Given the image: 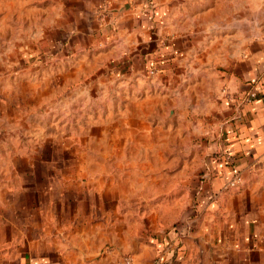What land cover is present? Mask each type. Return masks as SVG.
Wrapping results in <instances>:
<instances>
[{
  "label": "rangeland",
  "instance_id": "rangeland-1",
  "mask_svg": "<svg viewBox=\"0 0 264 264\" xmlns=\"http://www.w3.org/2000/svg\"><path fill=\"white\" fill-rule=\"evenodd\" d=\"M78 9L79 0H0V196L4 185L30 199L31 183L54 184L74 228L111 234L106 248L120 233V263L192 209L211 158L210 115L157 58L139 86L124 77L126 61L80 45ZM97 11L110 36L113 9Z\"/></svg>",
  "mask_w": 264,
  "mask_h": 264
},
{
  "label": "crops",
  "instance_id": "crops-1",
  "mask_svg": "<svg viewBox=\"0 0 264 264\" xmlns=\"http://www.w3.org/2000/svg\"><path fill=\"white\" fill-rule=\"evenodd\" d=\"M103 3L113 9L110 36L97 11ZM78 12L80 45L126 61L124 77L139 86L142 68L157 58L210 115L211 158L192 209L155 232L136 263L163 255L170 264H264V0H79ZM253 88L257 96L242 102ZM9 190L0 196V264H118L120 233L106 248L111 234L74 228L71 200L57 197L54 184L31 183L30 199Z\"/></svg>",
  "mask_w": 264,
  "mask_h": 264
},
{
  "label": "built area",
  "instance_id": "built-area-1",
  "mask_svg": "<svg viewBox=\"0 0 264 264\" xmlns=\"http://www.w3.org/2000/svg\"><path fill=\"white\" fill-rule=\"evenodd\" d=\"M224 91H227L226 89ZM257 96V89L253 88L252 90H250L245 97L242 99V102L244 103H250L255 97ZM240 177H235L231 183L230 186H236L237 183L239 182ZM118 264H138L136 263V261L134 260V258L130 255H127L125 257H123V259L120 261V263ZM145 264H170L168 260L165 259V257L163 255H158L156 256L154 259H152L151 261L145 263Z\"/></svg>",
  "mask_w": 264,
  "mask_h": 264
}]
</instances>
